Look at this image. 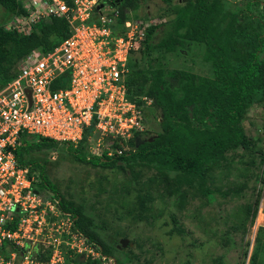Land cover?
Returning a JSON list of instances; mask_svg holds the SVG:
<instances>
[{"label": "rangeland", "instance_id": "obj_1", "mask_svg": "<svg viewBox=\"0 0 264 264\" xmlns=\"http://www.w3.org/2000/svg\"><path fill=\"white\" fill-rule=\"evenodd\" d=\"M185 1L172 0L168 5L162 0H146L139 2L136 10L125 3L122 11L145 28L161 26L156 34L158 41L170 32L174 8ZM248 1L253 0H229L236 6L238 25L245 26L248 22ZM263 1L251 6L250 12L264 21ZM10 20L11 16L0 6V26ZM204 54L203 44H192L171 53L157 49L153 56L158 61L153 65L212 77L211 64L203 60ZM147 60L142 47L132 54L131 70H147ZM143 122L145 132L140 138L117 144L123 153L133 151L142 139L151 141L161 132L157 108H146ZM241 124L248 148L228 153L207 174L211 189L228 193L217 196L215 201H209L189 186L174 194V183L152 166L131 163L124 170L94 166L75 158L65 144L33 151L26 158L43 164L48 180L62 200L80 210L108 247L103 254L106 260H96L94 256L97 262L264 264V223L259 220L264 216V102L252 104ZM109 144L92 134L80 154L88 159L95 153L100 156ZM115 145L111 146L117 148ZM42 193L52 192L44 189ZM66 258L65 261L74 262L81 257L69 254Z\"/></svg>", "mask_w": 264, "mask_h": 264}, {"label": "built area", "instance_id": "obj_2", "mask_svg": "<svg viewBox=\"0 0 264 264\" xmlns=\"http://www.w3.org/2000/svg\"><path fill=\"white\" fill-rule=\"evenodd\" d=\"M17 1L22 13L11 15L7 30L29 35L38 23L61 18L68 36L50 51H31L0 88V264H63L69 254L105 261L60 199L37 191V172L19 166L15 152L23 134L76 146L93 126V135L110 142L102 154L121 155L111 145L144 133L152 105L147 97L129 100L125 86L146 28L131 18L121 22L113 0Z\"/></svg>", "mask_w": 264, "mask_h": 264}, {"label": "trees", "instance_id": "obj_3", "mask_svg": "<svg viewBox=\"0 0 264 264\" xmlns=\"http://www.w3.org/2000/svg\"><path fill=\"white\" fill-rule=\"evenodd\" d=\"M145 1L113 0V5L118 7L123 22L130 19L122 11L125 3L136 10L139 2ZM171 1L162 0L168 5ZM258 1L247 2L249 15L245 26L238 25L236 6L229 0H186L174 8L175 18L166 36L156 41L161 26L147 27L142 47L148 58V69L131 70V59L125 86L129 100L138 104H142L143 97L152 100L151 107L161 114V132L151 141L142 139L133 151L112 157L104 152L100 157L88 159L80 153L92 135L94 127L90 126L76 147L67 144L70 153L100 167L124 170L131 163L152 166L174 183V194H180L183 186H189L209 201H215L217 196H227L228 193L216 192L208 186L207 174L228 153L248 148L241 122L252 104L264 102V21L250 12V7ZM0 6L10 16L22 13L17 0H0ZM67 36L68 25L61 18L38 23L29 35H19L0 26V88L15 77L18 62L31 51H50ZM192 44L205 46L203 60L211 64L212 77L154 67L153 63L158 61L153 56L155 50L171 53ZM64 84L66 82L62 87ZM136 137L141 136L136 135L130 141ZM56 144L48 138L23 134L15 152L17 163L28 167L30 174L37 170L40 179L35 184L37 191L48 189L59 198L61 209L74 216L75 228L103 255L109 249L95 234L90 221L78 208L62 200L48 180L42 163L26 158L33 151ZM115 146L119 148L117 144ZM79 263L99 264L95 260L84 262L81 258L64 262Z\"/></svg>", "mask_w": 264, "mask_h": 264}, {"label": "water", "instance_id": "obj_4", "mask_svg": "<svg viewBox=\"0 0 264 264\" xmlns=\"http://www.w3.org/2000/svg\"><path fill=\"white\" fill-rule=\"evenodd\" d=\"M121 244H123V243H121Z\"/></svg>", "mask_w": 264, "mask_h": 264}]
</instances>
